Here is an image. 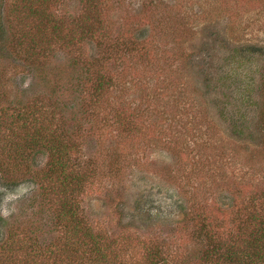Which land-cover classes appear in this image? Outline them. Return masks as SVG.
<instances>
[{
  "label": "rangeland",
  "instance_id": "obj_1",
  "mask_svg": "<svg viewBox=\"0 0 264 264\" xmlns=\"http://www.w3.org/2000/svg\"><path fill=\"white\" fill-rule=\"evenodd\" d=\"M11 2L0 0L6 12ZM42 13L57 22L41 33L52 45L5 101L42 106L47 134L68 143L82 179L73 197L117 239L114 260L145 264L159 248L171 264H203L216 245L221 261L264 253V0H59ZM2 121L0 152L20 138ZM49 157L42 148L23 173L10 169L33 179L14 191L0 176V264L78 245L41 186Z\"/></svg>",
  "mask_w": 264,
  "mask_h": 264
},
{
  "label": "trees",
  "instance_id": "obj_2",
  "mask_svg": "<svg viewBox=\"0 0 264 264\" xmlns=\"http://www.w3.org/2000/svg\"><path fill=\"white\" fill-rule=\"evenodd\" d=\"M57 1L59 0H13L10 3L11 10L9 12H6L0 3V117L3 116L9 119L10 129L15 130V132L19 130L20 134L19 138L18 134L15 133L17 139L10 149L4 150V148V151L0 152V176L10 181L6 187L9 191H14L25 182L33 180L32 174L27 173L26 177H24V173L22 180L19 177L14 178L10 175L14 171H21L23 169L22 164H27L30 156L39 152L42 148H48L50 151L51 157H49L48 166L44 168V182H42L41 186L43 189L47 188L46 190L52 188V192L57 194V198L60 201L58 214L61 226L72 237H77L79 241L77 240V246L67 251H61V255L57 254L52 261L46 262L45 257H43V264H80L81 262V264H134L133 261H130L131 259H120V262L114 260L119 258L116 252L117 239L109 237L103 231L94 230L83 217L80 205L73 197V194L80 190L79 185L82 182L80 170L73 169L70 165L68 143L63 144L61 141L62 143L60 144L56 136L47 134V123L40 115L42 114V106L38 104L30 105V102L5 101V99H8L10 92L17 90L16 81L20 75L23 76L25 81L27 75L36 73L34 70H36L37 66H41L38 58L45 54L47 44L52 45V41L41 39V33L49 25L54 26L57 22L54 19H44L45 15L42 12L44 6L56 4ZM92 6L94 5L92 4ZM91 7L87 8L88 12L85 11V14L92 19L91 22L100 24L102 21L101 15L91 14ZM37 18L41 20H36L33 23V20ZM9 30H11V39L9 38ZM83 30L85 31L84 33L88 34L87 29L83 27ZM62 39L66 40L61 35V42H63ZM70 41H73V36ZM8 70L13 72L9 74ZM37 103L39 102L37 101ZM55 113L53 112L50 115V122L55 117ZM1 123L3 124L4 122H0V126ZM21 130L23 134L20 133ZM12 150L18 161L14 160V163L9 165L6 154ZM1 155L5 157L4 160ZM23 172L24 170H22ZM40 176L42 179V175ZM66 193L71 195H67L65 199L61 200V196ZM259 222L263 227L260 229L261 233L260 237L257 238V242L261 237L264 239V221L259 220ZM216 246L218 247L207 248L203 264H227L228 262V264H264V253L259 250L258 252L257 250L253 253L249 252L245 255L246 259L240 260V262L238 260L234 261V256L236 255H232V253L228 254V259L221 261L220 256L224 247L221 245ZM82 248L83 253L80 252ZM89 253L90 255H87ZM38 257L20 260L19 264H39L37 261ZM59 259H61L60 262ZM145 264L171 263L168 258L163 256L162 250L157 248L149 251Z\"/></svg>",
  "mask_w": 264,
  "mask_h": 264
}]
</instances>
